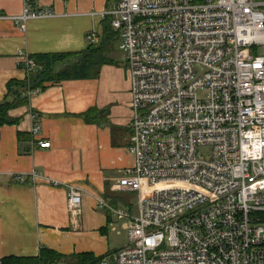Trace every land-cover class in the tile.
<instances>
[{"label": "built area", "instance_id": "2783aa9c", "mask_svg": "<svg viewBox=\"0 0 264 264\" xmlns=\"http://www.w3.org/2000/svg\"><path fill=\"white\" fill-rule=\"evenodd\" d=\"M56 16L24 0L9 19ZM100 16L120 34L132 96L133 163L110 191L137 195L138 213L100 201L129 244L95 264H264V0H119ZM69 189L76 218L83 192Z\"/></svg>", "mask_w": 264, "mask_h": 264}, {"label": "crops", "instance_id": "0c3cea01", "mask_svg": "<svg viewBox=\"0 0 264 264\" xmlns=\"http://www.w3.org/2000/svg\"><path fill=\"white\" fill-rule=\"evenodd\" d=\"M38 1L57 16L23 28L9 18L22 13L24 0H0V103L11 81L28 76L21 54H79L95 46L104 47L107 63L97 79L28 92L27 104L10 111L18 122L0 127V259L37 257L43 248L67 257L93 253L104 258L123 248L112 244L111 235L127 232L125 220L100 201L135 216L134 194L110 191L133 163L130 75L120 34L100 16L119 0ZM93 30L99 34L96 45L86 41ZM37 123L42 130L36 138L31 130ZM38 142H50L51 148L41 149ZM71 186L83 192L76 218L67 208Z\"/></svg>", "mask_w": 264, "mask_h": 264}, {"label": "trees", "instance_id": "16d2710c", "mask_svg": "<svg viewBox=\"0 0 264 264\" xmlns=\"http://www.w3.org/2000/svg\"><path fill=\"white\" fill-rule=\"evenodd\" d=\"M104 52V47L91 46L87 51L79 54L31 56L37 70L29 73L24 81H11L8 84V96L0 103V127L18 122L11 118L10 111L27 104L28 92H44L49 87L64 81L97 79L101 67L107 63ZM60 64L62 68H58ZM87 114L86 120L89 121ZM101 259L102 257H96L93 253L67 257L43 248L37 257H8L2 260L3 264H60L65 261H71V264H95Z\"/></svg>", "mask_w": 264, "mask_h": 264}, {"label": "rangeland", "instance_id": "374dc122", "mask_svg": "<svg viewBox=\"0 0 264 264\" xmlns=\"http://www.w3.org/2000/svg\"><path fill=\"white\" fill-rule=\"evenodd\" d=\"M264 53V52H263ZM261 53V54H263ZM200 98H205V94L200 93L199 94ZM199 154L208 157L211 154V149L209 147H203L199 149ZM131 204H133L134 206V214L136 215L135 210L137 211V202H138V197H136V195L134 194V197H132L131 200ZM128 235H126L125 233H121L119 235H111V242L112 244H114L115 246H119V247H125L129 244V240H128ZM118 247V248H119ZM117 247H114V249H116ZM115 251V250H113ZM60 264H71V261H65V263H60Z\"/></svg>", "mask_w": 264, "mask_h": 264}]
</instances>
